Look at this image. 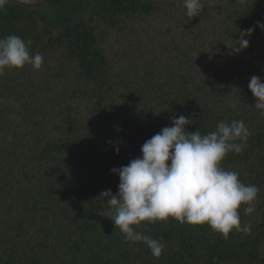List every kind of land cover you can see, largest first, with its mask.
I'll use <instances>...</instances> for the list:
<instances>
[{
  "label": "trees",
  "instance_id": "16d2710c",
  "mask_svg": "<svg viewBox=\"0 0 264 264\" xmlns=\"http://www.w3.org/2000/svg\"><path fill=\"white\" fill-rule=\"evenodd\" d=\"M201 2L191 18L183 0H8L0 9V38L30 40L43 57L40 69L0 75V264H264V115L248 88L251 76L264 79V0ZM248 29V47L234 52ZM181 114L202 134L222 120L245 123L247 147L221 166L259 193L253 213L238 209L248 235L225 239L172 217L134 226L164 244L156 258L125 241L97 197L118 191L110 169Z\"/></svg>",
  "mask_w": 264,
  "mask_h": 264
},
{
  "label": "clouds",
  "instance_id": "9594fccd",
  "mask_svg": "<svg viewBox=\"0 0 264 264\" xmlns=\"http://www.w3.org/2000/svg\"><path fill=\"white\" fill-rule=\"evenodd\" d=\"M7 3L0 0V9ZM183 7L185 16L191 18L199 15L204 5L201 0H183ZM257 26L264 29L260 22ZM251 32L252 29L241 31L232 48L234 52L248 47L245 37ZM31 43L15 34L0 38V75L5 69H19L26 64L41 68L43 57L30 52ZM248 88L256 98L254 107L264 115V79L251 76ZM169 119L171 126L147 139L139 157L110 169L119 176L118 191L99 193L97 198L106 200L109 207L104 216L119 228L126 242L143 243L156 258L161 256L164 244L134 226L172 217L181 224L207 223L225 239L233 230L250 234L252 225L241 223L238 209L246 205L244 215L253 213L259 188L243 183L238 172L221 166L229 152L240 154L247 147L251 135L248 127L242 120H222L214 131L202 134L186 129L192 121L183 114ZM114 150L118 153L119 147L114 145Z\"/></svg>",
  "mask_w": 264,
  "mask_h": 264
},
{
  "label": "rangeland",
  "instance_id": "374dc122",
  "mask_svg": "<svg viewBox=\"0 0 264 264\" xmlns=\"http://www.w3.org/2000/svg\"><path fill=\"white\" fill-rule=\"evenodd\" d=\"M22 2H31V3L42 2L44 4V0H22Z\"/></svg>",
  "mask_w": 264,
  "mask_h": 264
},
{
  "label": "water",
  "instance_id": "95a60500",
  "mask_svg": "<svg viewBox=\"0 0 264 264\" xmlns=\"http://www.w3.org/2000/svg\"><path fill=\"white\" fill-rule=\"evenodd\" d=\"M20 1H22V0H20Z\"/></svg>",
  "mask_w": 264,
  "mask_h": 264
}]
</instances>
